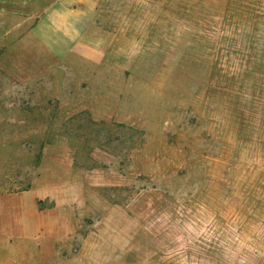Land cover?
I'll list each match as a JSON object with an SVG mask.
<instances>
[{
    "label": "rangeland",
    "instance_id": "rangeland-1",
    "mask_svg": "<svg viewBox=\"0 0 264 264\" xmlns=\"http://www.w3.org/2000/svg\"><path fill=\"white\" fill-rule=\"evenodd\" d=\"M54 1L0 0V264H264V0Z\"/></svg>",
    "mask_w": 264,
    "mask_h": 264
},
{
    "label": "crops",
    "instance_id": "crops-1",
    "mask_svg": "<svg viewBox=\"0 0 264 264\" xmlns=\"http://www.w3.org/2000/svg\"><path fill=\"white\" fill-rule=\"evenodd\" d=\"M91 5L92 0H55L37 22L45 24L50 29L82 31L90 22L93 7Z\"/></svg>",
    "mask_w": 264,
    "mask_h": 264
}]
</instances>
